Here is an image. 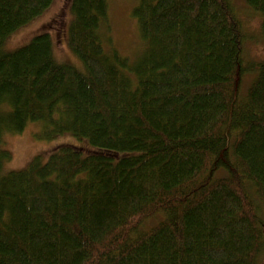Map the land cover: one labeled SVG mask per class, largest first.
I'll return each mask as SVG.
<instances>
[{"label":"trees","instance_id":"obj_1","mask_svg":"<svg viewBox=\"0 0 264 264\" xmlns=\"http://www.w3.org/2000/svg\"><path fill=\"white\" fill-rule=\"evenodd\" d=\"M135 1L130 59L105 47L109 0H70L79 70L47 31L2 51L53 0H0V264H259L264 60L245 63L231 0ZM244 1L264 29V0ZM37 121L88 150L4 171L5 135Z\"/></svg>","mask_w":264,"mask_h":264},{"label":"rangeland","instance_id":"obj_2","mask_svg":"<svg viewBox=\"0 0 264 264\" xmlns=\"http://www.w3.org/2000/svg\"><path fill=\"white\" fill-rule=\"evenodd\" d=\"M240 17L246 40L244 43V59L248 65L264 60V29L262 17L247 6L244 0H231ZM135 0H109L107 26L103 27L102 35L105 47L114 45L119 52L133 59L142 48L141 40L131 9ZM71 20L70 0H53L40 15L24 24L3 43L1 50L13 51L27 44L35 35L47 31L53 42V57L58 63L73 65L79 70L84 64L70 50L67 45V30ZM256 69L247 70L242 78L240 94H243ZM45 127L41 122H30L20 133H7L1 147L10 154V159L4 165V171L19 170L27 166L31 159L37 155L45 161L49 153L61 145L82 147L87 151L86 142L78 140L75 136L65 133L47 139L43 136ZM156 221L151 218L144 223L148 226ZM259 264H264V250L260 255Z\"/></svg>","mask_w":264,"mask_h":264},{"label":"bare ground","instance_id":"obj_3","mask_svg":"<svg viewBox=\"0 0 264 264\" xmlns=\"http://www.w3.org/2000/svg\"><path fill=\"white\" fill-rule=\"evenodd\" d=\"M11 133V132H10Z\"/></svg>","mask_w":264,"mask_h":264}]
</instances>
